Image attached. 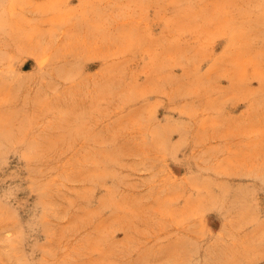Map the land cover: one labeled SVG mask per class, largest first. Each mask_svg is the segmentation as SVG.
Wrapping results in <instances>:
<instances>
[{"label":"rangeland","instance_id":"1","mask_svg":"<svg viewBox=\"0 0 264 264\" xmlns=\"http://www.w3.org/2000/svg\"><path fill=\"white\" fill-rule=\"evenodd\" d=\"M0 264H264V0H0Z\"/></svg>","mask_w":264,"mask_h":264}]
</instances>
